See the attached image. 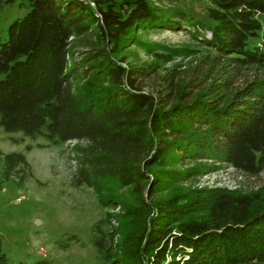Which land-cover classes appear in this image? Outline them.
<instances>
[{
  "label": "trees",
  "instance_id": "16d2710c",
  "mask_svg": "<svg viewBox=\"0 0 264 264\" xmlns=\"http://www.w3.org/2000/svg\"><path fill=\"white\" fill-rule=\"evenodd\" d=\"M26 1L27 14L9 25L5 40L0 36L6 132L50 144L88 141L78 148L80 174L93 186L110 179L138 190L145 183L152 193L190 172L156 175L139 158L149 165L210 160L250 176L264 171V0H205L206 34L184 12L167 13L150 0ZM165 27L187 31L206 47L223 82L194 93L178 89L170 72L166 93L143 92L141 67L125 68L109 50L124 49L138 31ZM82 41L91 48L78 59ZM0 156L7 178L28 164L22 152L0 149ZM200 201L175 197L158 206L118 249L95 239L101 264H264V203L253 208L248 195L219 190ZM202 210L205 217L189 218ZM6 262L0 243V264Z\"/></svg>",
  "mask_w": 264,
  "mask_h": 264
},
{
  "label": "rangeland",
  "instance_id": "374dc122",
  "mask_svg": "<svg viewBox=\"0 0 264 264\" xmlns=\"http://www.w3.org/2000/svg\"><path fill=\"white\" fill-rule=\"evenodd\" d=\"M150 1L167 13L175 9L184 12L185 21L198 22L202 27L199 32L207 33L210 22L205 15V0ZM29 9L26 0H3L0 8L2 39L7 38L9 25L24 17ZM261 22L264 26V18ZM135 40L117 52L108 50L125 68L141 67L145 75L138 80V86L145 93L154 97L166 93L170 72H175L173 81L178 89L194 93L223 82V71L218 65H212V53L187 31L171 27L138 31ZM83 43L76 47L78 59L91 48L90 44ZM182 47L188 49L186 53L171 51ZM248 77L250 75L222 91H233ZM88 146V141L77 140L50 144L43 138L35 140L8 133L0 125L3 154L22 152L28 161L7 178L4 157L0 156V243L6 264H101L103 258L94 246L95 239L114 245L113 250L118 249L138 232L142 225L139 220L147 222L158 206L175 197H191L206 203L207 196L219 190L248 195L253 208L264 203V171L250 176L231 166L202 159L149 165L139 158L142 169L156 175L169 170L181 173L190 170L183 179L152 193L145 183L138 190L134 185L123 186L110 179L93 186L84 182L80 174L78 148ZM205 215L206 211L202 210L190 214L189 218L201 219Z\"/></svg>",
  "mask_w": 264,
  "mask_h": 264
}]
</instances>
